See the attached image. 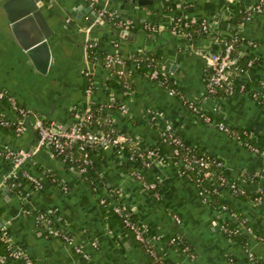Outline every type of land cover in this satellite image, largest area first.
I'll use <instances>...</instances> for the list:
<instances>
[{"label": "crops", "instance_id": "0c3cea01", "mask_svg": "<svg viewBox=\"0 0 264 264\" xmlns=\"http://www.w3.org/2000/svg\"><path fill=\"white\" fill-rule=\"evenodd\" d=\"M5 1L0 0V89L20 106L62 127L74 122L71 109L85 99L87 85L82 49L84 27L93 23H88L85 8L87 4L93 9L104 6L109 14L131 23L129 31L134 36L128 39L113 35L110 22L103 19L105 24L93 25L91 30L97 51L151 53L167 79L174 83L176 92L133 66L117 82L102 61L90 64L96 82L90 101L126 106L125 113L115 108L105 110L102 120L107 115L113 117L123 135L140 147H147L154 144L161 125L150 118L147 110H159L184 141L196 146L199 154L221 159L228 179L245 180L244 187L251 191L257 186L264 188V176L253 177L264 164L262 159L215 126L216 121H223L245 129L253 136L252 144L264 150V109L260 102L239 92L206 97L204 54L221 47L218 35L209 33L191 40L170 31L178 18L185 24L214 18L221 37L236 32L240 37L239 50L254 62L253 70L240 80L248 88L258 89L264 83V16L252 14L248 20L239 21L230 11L233 6L246 10L257 0H152L146 5L114 0H45L43 14L52 32L46 39L47 46L40 48L47 58L44 72L34 67L14 37L2 6ZM145 25L157 29L151 32ZM33 45L37 47L39 43ZM182 97L198 105L213 122L201 120ZM0 112L14 118L7 102L0 101ZM36 140L35 128L28 127L19 135L0 128V146L29 151ZM93 157V167L86 174L63 163L49 147L33 152L20 168L12 160L0 157V230H5L35 264H157L154 259L168 264H251L248 251L264 264L263 206L253 205L248 197L235 196L220 186L214 197L204 199L190 176L182 173L183 163L174 164L172 160L144 171L146 181H157L159 198H155L126 163L108 152H96ZM23 172L37 178L40 185L36 187L24 178ZM113 189L120 190V202L126 204L136 222L153 230L156 238L151 246L156 258L149 256L122 222L112 224L108 220L110 207L102 206L99 199L104 197L109 204L116 202ZM222 204L235 213V223L243 221L252 226L256 237L243 233L247 237L243 243L225 236L219 228L227 217L218 212ZM48 211H52L53 221L47 225L42 216ZM51 229H69L89 260H82L72 246L51 236ZM177 235L186 242L189 255L171 243L170 239ZM5 254L0 243V264H22L7 259Z\"/></svg>", "mask_w": 264, "mask_h": 264}, {"label": "built area", "instance_id": "2783aa9c", "mask_svg": "<svg viewBox=\"0 0 264 264\" xmlns=\"http://www.w3.org/2000/svg\"><path fill=\"white\" fill-rule=\"evenodd\" d=\"M94 10L97 12L99 19L108 20L113 29L130 30V28L133 27L131 23L109 14L104 6L99 9L94 8ZM252 14H261L264 16V0H257L250 8L246 9L242 20H248ZM95 23L96 21L84 30L82 49L83 60L86 65L84 76L87 80V85L85 88V99L74 105L71 109L74 122L68 127H62L53 121H45L31 110L20 106L6 91L0 89V101L7 102L11 113L14 115L13 119H9L0 112V127L12 129L13 132L19 135L27 130L28 120L33 118L32 122L37 135L34 152L42 147H49L58 159L63 163L76 166L80 173L86 174V172L93 167L94 162L91 157V151H93V149L98 153L108 152L121 163L135 165L136 167H133L132 175L146 190L152 191L155 198H159L157 181H146L144 171L154 167L164 166L169 160H172L174 164L181 162L184 165L182 173L190 176L188 177L197 187L200 196L204 199L211 196L214 191L205 187L203 181L205 179L211 180L214 176L212 168L224 167V162L219 158L207 154H199L196 150V146L184 141L176 133L174 125L166 119L163 112L152 109L147 110L150 118L155 120L157 124H161L159 125L158 138H156L154 142L155 145L152 144L147 147H140L132 138L123 135L113 117L107 115L102 120L101 115L104 114L103 112L105 110L115 108L119 112L125 113L126 106L123 103L95 104L90 101V97L96 89V82L93 80L89 68L90 64L102 61L103 66L111 73L112 77L117 79V82H120L127 73V68L129 66L140 69L142 63H146V75L149 78L158 81L161 85L169 88L174 93L176 89L174 83L167 79V75L161 69L154 55L135 56L134 53L122 55L119 52L99 53L96 48V42H94L91 37V30ZM192 24L196 25L197 28L191 31H184V28L189 24H185L181 18H178L172 23L170 31L191 40L193 36L201 37L209 33H216L218 35V43L221 44L219 49L204 54L207 67V78L205 82L206 97L216 98L220 90H223L225 94L239 92L249 95L254 100L259 101L261 107L264 109V83H262L258 89H250L240 80L241 76L249 72L247 68H251L254 62L252 59H248L246 68L240 65L239 60L245 53H241L239 50V35L236 32H231L229 37L224 39L219 35L220 27L217 23H209L206 19H199ZM145 29L153 32L157 28L154 25H145ZM139 52L146 53L143 50ZM122 86L128 89V86L124 82H122ZM182 100L190 111L197 114L201 120L206 123L213 122L212 117L206 114L198 105L184 97H182ZM94 126H96V128ZM215 126L219 131L224 132L237 142H240L251 153L259 156L264 162V150L252 144L251 140L253 136L249 131L245 129L235 130L222 121H216ZM157 144L159 146L165 144L170 145V152L162 153L155 147ZM126 147L128 153L124 151ZM31 154L32 153L29 151L23 149L14 150L7 145L0 146V157L12 160L16 168H20ZM22 176L32 182L36 187L40 185V181L29 173L23 172ZM261 176H264V164L254 173L253 177L260 178ZM217 178L218 181L214 182L213 185L216 192L218 189L216 188L217 186L224 187L227 185L231 189V193L237 196L247 193L253 194L249 200L250 203L262 206L263 187L257 186L251 191L244 187L242 182L245 180H230L221 174H218ZM251 178L252 177H245L244 179L247 180ZM112 192L117 199L116 202L109 204L106 198L103 197L99 199V203L102 206L110 207V209L120 217L123 225L133 232L134 238L143 244L146 251L150 255L156 256L151 246L156 235H144L146 228L141 229L136 221H132L130 218L131 212L128 210L126 204L120 202V190L113 189ZM218 212L226 213L227 215L220 223L219 228L229 238L243 233H247L253 237L255 236L252 226L243 221H238L233 227H229V219L234 221L237 217L232 210L228 209L226 204L219 205ZM42 220L47 225L51 223L53 221L52 211H48L44 214ZM50 234L53 237L60 238L65 244L72 246L73 251L82 260H89L88 254L82 250L81 246L74 242L73 233L69 229L67 232L61 231L60 229H51ZM258 239L261 238L258 237ZM0 241L6 246L7 256L9 258L22 260L24 264H35L25 250L17 247L13 243L11 237L5 230H0ZM170 241L173 245L177 246V249H179L181 253L189 255V249L186 245H181V237L179 235L172 237ZM247 256L249 262L255 264L256 257L250 251L247 252ZM189 257L192 258L193 255ZM161 264L167 263L162 262Z\"/></svg>", "mask_w": 264, "mask_h": 264}, {"label": "water", "instance_id": "95a60500", "mask_svg": "<svg viewBox=\"0 0 264 264\" xmlns=\"http://www.w3.org/2000/svg\"><path fill=\"white\" fill-rule=\"evenodd\" d=\"M118 2H127L139 5L151 4L152 0H114ZM45 0H6L2 6L7 14V19L10 23L11 31L16 38L17 42L28 54L34 67L40 72L45 71L47 65V58L45 57V51L40 48L47 46L46 39L51 35V29L47 23V20L43 14V8ZM86 12L88 14V23L95 22L94 26L98 23H104L99 19L97 12L89 4L86 5ZM231 16L233 14L230 12ZM216 19H211L208 22L213 23ZM234 21V19H233ZM105 24V23H104ZM224 25V23H223ZM86 29V27H84ZM113 35H118L124 38L131 39L134 33L129 30L116 31L111 28ZM39 43L36 47L33 44ZM48 57V56H47ZM33 118L28 120V127L34 128ZM35 145L30 147L29 152L33 153Z\"/></svg>", "mask_w": 264, "mask_h": 264}, {"label": "trees", "instance_id": "16d2710c", "mask_svg": "<svg viewBox=\"0 0 264 264\" xmlns=\"http://www.w3.org/2000/svg\"><path fill=\"white\" fill-rule=\"evenodd\" d=\"M230 11L234 14V16H236V18L240 21V20H242V17L245 15V10H243V9H241V8H239V7H237V6H233V7H230ZM197 27H196V25H194V24H192V23H189V25L186 27V28H184V31H191L192 29H196ZM224 37V39H227L228 37H229V35L228 34H226V35H223ZM196 38H198V37H196V36H193L192 37V40H194V39H196ZM134 55L135 56H144V55H151V53H144V52H139V51H136V52H134ZM155 57V56H154ZM156 58V57H155ZM248 59H251L249 56H243V57H241L240 58V60H239V63H240V65L241 66H243V67H247L246 66V63H247V60ZM146 63H142V65H141V67H140V70H143V71H145L146 72V70H147V67H146V65H145ZM253 68H254V63H253V66L251 67V68H247L248 69V71H251V70H253ZM237 78H239V77H237ZM113 85L114 86H117V83H113ZM218 94L219 95H221V94H223V95H225V92L223 91V90H220L219 92H218ZM101 117H103V116H101ZM213 119V118H212ZM223 122V121H222ZM230 127L231 128H233V129H235V130H243V129H237V128H234L233 126H231L230 125ZM0 128H2V127H0ZM3 129H6V130H9L8 128H3ZM11 131H13L12 129H10ZM157 138H158V136H157ZM153 145H155V144H153ZM127 146H129V145H127ZM155 147H157L158 148V150L159 151H161L162 153H166V152H170V150H171V146L170 145H167V144H165V145H161V146H159L158 144L155 146ZM197 150V149H196ZM96 150H94L93 149V151H91V157L92 158H94L93 156H94V153H96L95 152ZM124 151H125V153H128V149H127V147L124 149ZM130 168H132L133 169V167H136L135 165H132V164H127ZM225 168L224 167H221V168H217V167H213L212 168V171H213V174H214V176H213V178L210 180H207V179H205L204 181H203V185L205 186V187H207V188H210L212 191H214V193L211 195L212 197H214L215 195H216V191L214 190V182H217L218 181V178H217V176H218V174H221V175H224V176H226V174H225V170H224ZM231 180V179H230ZM255 180V179H254ZM223 188H226V189H228L230 192H231V189L227 186V185H225ZM264 191V190H263ZM233 194V193H232ZM233 195H235V194H233ZM235 196H237V195H235ZM239 197H248L249 198V200H250V198L253 196V194H249V193H247V194H245V195H238ZM262 206L264 207V192H263V204H262ZM108 220L109 221H111V223L112 224H114L115 222H122L121 221V219H120V217L118 216V215H116L111 209H108ZM131 220L132 221H136L135 220V218L132 216V214H131ZM236 223L234 222V221H232V220H230L229 219V221H228V225H229V227H233L234 225H235ZM138 226L141 228V229H143V228H146V231L144 232V235H151V234H154V232H153V230L149 227V226H144V225H142V224H140V223H138ZM127 228V227H126ZM129 231H130V233H132V235H134L133 234V232L129 229V228H127ZM225 236H227V235H225ZM228 237V236H227ZM231 239L232 240H238V241H241V242H243V243H245V241L247 240V237H245L243 234H239V235H236V236H232L231 237ZM0 243H1V245L3 246V248H4V251H6V246L4 245V243H2L1 241H0ZM140 243V242H139ZM186 242L181 238V245H186L185 244ZM142 246H143V244L142 243H140ZM149 254V253H148ZM5 256L7 257V259H9V260H13V261H15V262H17V261H19V262H21L22 264H24V262L22 261V260H15V259H12V258H9L8 256H7V251H6V254H5ZM149 256L152 258V259H154V258H156V257H154L153 255H150L149 254ZM155 260V262L157 263V264H161L157 259H154ZM168 264V263H167ZM255 264H261L260 263V261L259 260H256V262H255Z\"/></svg>", "mask_w": 264, "mask_h": 264}]
</instances>
